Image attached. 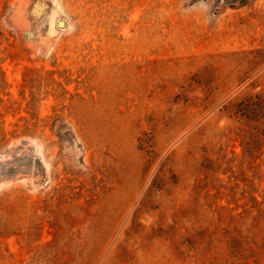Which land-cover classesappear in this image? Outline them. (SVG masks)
Here are the masks:
<instances>
[{"label":"rangeland","instance_id":"obj_1","mask_svg":"<svg viewBox=\"0 0 264 264\" xmlns=\"http://www.w3.org/2000/svg\"><path fill=\"white\" fill-rule=\"evenodd\" d=\"M0 264H264V0H0Z\"/></svg>","mask_w":264,"mask_h":264},{"label":"water","instance_id":"obj_2","mask_svg":"<svg viewBox=\"0 0 264 264\" xmlns=\"http://www.w3.org/2000/svg\"><path fill=\"white\" fill-rule=\"evenodd\" d=\"M60 24L62 25V24H63V22H60Z\"/></svg>","mask_w":264,"mask_h":264}]
</instances>
